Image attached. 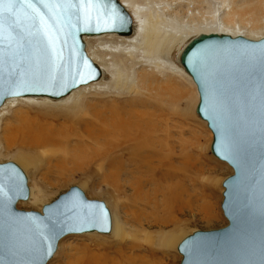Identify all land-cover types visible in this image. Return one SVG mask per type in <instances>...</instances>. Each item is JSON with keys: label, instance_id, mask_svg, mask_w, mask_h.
Listing matches in <instances>:
<instances>
[{"label": "water", "instance_id": "water-1", "mask_svg": "<svg viewBox=\"0 0 264 264\" xmlns=\"http://www.w3.org/2000/svg\"><path fill=\"white\" fill-rule=\"evenodd\" d=\"M29 7V11L20 9L18 13L24 21L20 25L21 34L14 33L7 25L4 27L0 41L4 49V96L0 98V108L11 97L60 99L98 81L102 69L89 55L85 37L108 33L128 36L134 31L133 15L121 0L119 8L116 4L105 7L96 0L79 4L46 0L42 6ZM4 8L7 11L8 6ZM117 11L128 23L123 30L104 31L110 27L109 20ZM81 25L99 30L80 32ZM180 62L198 86L200 101L196 111L213 133L211 151L234 170L223 183L222 209L228 225L197 230L186 236L179 244L180 264H264V215L261 214L264 205L261 195L264 190V37L202 33L184 48ZM37 77L42 84L30 85ZM233 153L237 154L239 167ZM0 171L6 177L3 195L7 206L0 216L6 264H13L15 259L8 247L25 237L35 240L37 247L30 255L23 254L24 259L38 261L46 243L40 233L48 236L53 228L48 220L49 209L57 208L75 193L84 201L99 205L94 211L103 214V222L95 229L89 225V230L61 233L47 241L53 251L44 257L43 264L49 263L61 240L68 235L111 233L112 215L106 203L88 198L79 186L71 187L55 201L45 204L42 211L24 210L18 208V203L30 197L26 173L13 161L0 163ZM9 176L19 178L20 191L12 190Z\"/></svg>", "mask_w": 264, "mask_h": 264}, {"label": "rangeland", "instance_id": "rangeland-1", "mask_svg": "<svg viewBox=\"0 0 264 264\" xmlns=\"http://www.w3.org/2000/svg\"><path fill=\"white\" fill-rule=\"evenodd\" d=\"M124 1L130 6L139 5L145 14L151 8L150 3L161 11L166 5L172 3V0ZM188 1L189 0H187V2ZM199 1H201V5L189 1L190 4L187 2H180L174 5L173 8H170V10H176L177 7V10L172 12L169 16L170 25L166 29L174 38L177 37V39L171 38V52L168 55L162 53L159 60H157L158 62L160 61V63L164 62L162 65L156 67L152 62L149 63L145 60L146 58L148 59V57H146L144 52L138 51L139 59L142 62L136 66L135 75L140 82L142 79L146 80L147 85H145V87L144 85L140 86L137 91L135 90L136 92L121 89L116 86L113 81L115 76L111 72H108L106 79L103 78L101 82H99L102 87L82 88V90L80 89L79 91L85 95L82 96L86 100L85 104H93L95 101H101L98 103L103 105V111H107V113L104 112V117H114L112 110L115 111L116 108L118 112H122V110H125V103L130 101H133V103L137 105L133 113L135 114L140 110L139 108H141L138 106L139 103L146 106L144 103H148L150 98L153 99L148 90V87L153 81L149 78V74L153 70L159 77H165L167 73H174L177 75L180 81L179 87L183 86L187 88L190 96L195 101L192 112L193 118L191 117L188 119V126L193 128L191 140L194 145V150H192V152L195 159H193V162L196 164L191 172L194 180L191 187L192 202L194 205H197V207H194L195 209H188L182 215L170 208L165 210V203H163V198L165 197L161 192L157 197L158 208L152 209L148 204V200L151 201V199H153L151 195L148 196L144 193L136 194L130 188L126 189L121 186L126 183L125 176L123 178V175H121L120 178L117 179L118 182H113V173L115 171L113 164L120 161V157L124 158V160H128V158L117 154L119 150H111V147L109 149V146H106L104 140L99 141L98 144L79 145L83 147L77 148L78 145H75L73 142L75 141V137H73L74 140H72V143L68 145L66 150L69 152L68 157H73V160L67 159L66 161H57L60 154H56L55 156H51L50 153L44 155L41 151H31L22 148L19 143L23 140H27L25 131L19 128V126H21L19 119L23 115L22 112L28 110H42L41 112H45L47 110L45 114H50V117H47V119L49 122L53 123L55 128H60V123L65 122V116L58 109L50 107L51 105L40 106L33 102L21 100L1 111L0 163L8 161L17 163L28 177L30 198L32 193L39 198L38 201H34L30 198L27 201H21L18 204V208L42 211L45 204L55 201L71 187L79 186L88 198L104 201L111 211L113 218V230L111 233L68 235L61 240L57 253L48 264H85L94 253L104 254L107 256V259L108 256H110V259L116 256L118 260H121V263L116 260L113 262L112 259L113 264H125V259L118 253H122L126 256L128 252L127 246L130 243L134 245L137 243L140 245L142 254L145 255L143 264H180L182 255L178 251V246L186 236L197 230H212L228 225V219L222 209V202L224 199L223 193L225 190L223 183L227 177L234 173V170L227 162L221 161L213 155L211 151L213 133L208 127V124L196 113V106L200 101L197 86L193 82L191 76L185 72L179 61L180 53L196 35L204 32H215V30H224L223 26L217 25V21L214 18L215 14H219L218 11L216 13L215 11L222 5L224 0ZM235 1L238 2L235 6L248 10L249 15L245 16L248 22H250L252 18H255L250 24H247L246 20L243 21L237 18V22L241 24L242 32H239L240 35H245V37L252 39L264 37V0ZM231 2H233V0H231ZM173 3L175 4L176 2ZM199 11L201 13H199ZM163 14L162 12V15ZM176 15L178 16L177 19H175ZM256 21H259V27L253 28V26H255L253 22ZM241 22H243V24ZM191 26H193V28H191ZM86 45L87 51L89 50L99 63L102 62L101 57L106 59L110 64L111 70H114L111 63L119 64L120 60L126 57L123 52L125 53L127 50L135 49L133 43L125 42L118 35L89 37L86 39ZM127 64L130 65V62H127ZM139 74H143L144 77H139ZM180 106L182 109L183 104H180ZM52 112L56 113L54 114ZM82 112H84V110ZM66 124L69 125V122ZM195 133H197L200 138L199 142H194L196 139ZM18 135L19 137L16 138ZM20 136L22 137L20 138ZM7 146L12 147L8 148ZM93 149L99 150L100 152L94 159L90 158ZM19 151L25 156H30L32 158V160L28 162L23 160L26 166L20 162L21 158L17 154ZM143 169L146 170L144 167ZM156 176V179H161L159 173H157ZM148 179L150 180L151 178ZM138 182L140 181L138 180ZM148 186H150V184H147L145 190H147ZM203 205L204 208L202 209ZM139 216L143 217L145 220L147 218L157 223L151 226L143 225ZM170 219H173L172 221L176 220L174 226L173 223L172 226H170ZM117 222L118 225L123 222L127 224V233L130 235L129 237H125L124 240L121 238L118 239V237L114 235ZM166 222H168L169 226H164ZM174 227L175 229H173ZM170 230L174 233L171 242L168 241L169 235L167 234ZM147 232L149 235L146 234ZM145 234L147 236H145ZM117 241H119V243ZM103 260L106 259L104 258Z\"/></svg>", "mask_w": 264, "mask_h": 264}, {"label": "bare ground", "instance_id": "bare-ground-1", "mask_svg": "<svg viewBox=\"0 0 264 264\" xmlns=\"http://www.w3.org/2000/svg\"><path fill=\"white\" fill-rule=\"evenodd\" d=\"M121 1L133 15V33L128 36L119 35L117 33L98 35H118L125 42L133 43L135 45L134 50H127L125 53L123 52L126 57L122 58L119 64L111 63L114 70L110 69V64L106 59L99 56L102 60V62L99 63L96 57H94L88 50L89 55L102 69V77L98 81L83 85L78 88L79 90L76 89L77 91L74 90L69 95L60 99H53L47 96L11 97L7 99L5 104L0 108V114L5 108L21 100L33 102L40 106L51 105L50 107L58 109L65 116V122L60 123V128H55L53 123L49 122L47 119V117H50V114H45L47 113V110L45 112H41L42 110H28L22 112L23 115L19 119L21 122L19 128L23 129L27 135V140H23L19 143L22 148L31 151H41L44 155L49 153L51 156L60 154L57 161H66L67 159L73 160V157H68L69 152L66 151L68 145L72 143V140L75 139L73 142L75 145H78L77 148L83 147L79 145L98 144L99 141L104 140L106 146H109V149L111 147V150H119V152L117 151L118 153L116 152L117 154L128 158V160H124V158L119 156L120 161L113 164L115 168L112 179L113 182H118L117 179H119L121 175H123V178L125 176L126 183L120 185L126 189L130 188L136 194L144 193L148 196L151 195L153 199H151V201L148 200V204L152 209L158 208L157 197L161 192L165 197L163 198L165 210L170 208L182 215L186 210H193L192 208L197 207V205H194L192 202L193 197L191 194V187L194 181L191 172L194 166H196L193 162V159H195L192 152V150H194V145L191 140L193 128L188 126V119L191 117L193 118L192 112L195 101L190 96L187 88L183 86L179 87L180 81L177 75L174 73H167L165 77H159V75L154 73L153 70L149 74V78L153 81L148 87L153 99L150 98L148 103H144L146 106L139 103L138 106L141 108H139L140 110L135 114L133 113L135 112V107L137 105L134 104L133 101H130L125 103L126 107L122 112H118L116 108L115 111L112 110L114 117H104L103 114L104 112L107 113V111H103V105L98 103L101 101H95L93 104H85L86 100L82 97L85 95L79 92L82 88L102 87L99 82H101L103 78L106 79L108 72H111L115 76L113 81L119 88L129 91H137L140 86L144 85L145 87V85H147L145 79H142L140 82L135 75L136 66L142 62L139 59L138 51H143L146 57H148V59L146 58L145 60L149 63L152 62L156 67H159L164 63L157 61L159 60L160 55L162 53L168 55L171 52V38H174V36H172L166 28L170 25L169 16L172 12L177 10V7L176 10H170V8H173L174 5L180 2H187V0H172V3L166 5L162 11L150 3L151 8L146 14L143 13V9L139 5L130 6L126 1ZM189 1L201 5V1L199 0ZM189 1L187 2L188 4H190ZM173 2L176 3L174 4ZM236 3L238 2L235 0H233V2H231V0H224L222 5L215 11V13L218 11L219 14H215L214 18L217 21V25L223 26V31L215 30V32L204 33H226L233 36L240 35L242 32L241 24L237 22V18L243 21L246 20L247 24H250L255 18H252L251 21L248 22L247 17H245L249 15L248 10L235 6ZM200 11L199 13H201ZM162 12L164 13L163 15ZM177 18L178 16L176 15L175 19ZM241 23L243 24V22ZM253 24L255 25L253 28L259 27V21L253 22ZM191 28H193V26H191ZM87 38L89 37L86 36L85 41ZM174 39L176 40L177 37ZM127 62H130V65H128ZM185 72L187 73L186 70ZM138 76L141 78L144 77L143 74H139ZM191 78L193 79L192 76ZM193 82L196 84L194 79ZM180 104H183L182 109L180 108ZM83 110L84 112H82ZM52 113L55 114L56 112ZM67 122H69V125L66 124ZM205 122L208 124L207 121ZM195 134L196 139L194 142H199L200 138L197 133ZM18 137L19 135L16 138ZM21 137L22 136H20V138ZM73 137L75 138L73 139ZM7 147L11 148L12 146ZM99 153V150L93 149L90 158L94 159ZM17 154L21 158L20 162L25 166L26 163H24L23 160H25V162L32 160L30 156H25L20 151L17 152ZM143 167L146 170H144ZM157 173H159L161 177V179H159L160 181L156 179ZM148 178L151 179L149 180ZM138 180L140 182H138ZM147 184H150V186L145 190ZM30 199L38 201L39 198L32 193ZM203 208L204 205L202 206V209ZM139 219L143 225L151 226L154 225V223H157L151 219L146 218L145 220L141 216H139ZM172 220L169 221L171 224L170 226H172V223L173 226L176 223V220ZM126 225L127 224L124 222L118 225L117 222L114 235L117 236L118 239L121 238L124 240L125 237H129L130 234L127 233ZM164 226H169L168 222H166ZM173 229H175V227ZM146 234L149 235L148 232ZM146 234L145 236H147ZM167 234L169 235L168 241L171 242L174 233L170 230ZM117 242L119 243V241ZM127 249L128 252L126 256L122 253H118L125 259V264H143L145 255L142 254L139 244L136 243L134 245L130 243L128 244ZM113 257V262L116 260L121 263V260H118L116 256ZM104 258L106 260H103ZM112 259H110V256H108L107 259V256L104 254L94 253L85 264H113Z\"/></svg>", "mask_w": 264, "mask_h": 264}, {"label": "snow or ice", "instance_id": "snow-or-ice-1", "mask_svg": "<svg viewBox=\"0 0 264 264\" xmlns=\"http://www.w3.org/2000/svg\"><path fill=\"white\" fill-rule=\"evenodd\" d=\"M46 0H0V41L3 40V31L5 25L8 26L16 34H21L22 29L20 27L23 24V20L19 19L18 13L20 9L29 11L31 5L42 6ZM67 3H83L84 0H65ZM87 2H92V0H87ZM96 2L103 3L105 7L111 4H116L119 8V0H96ZM4 5H7V11H5ZM128 23V20L123 15H120L117 11V14L109 20L110 27L103 29L104 31L112 30H123L125 25ZM99 29H93L91 27H84L81 25L78 28L80 32L94 31ZM64 42H67L65 38ZM3 64H4V49L2 44H0V98L4 96L3 91ZM79 78V73H77V79ZM75 84V81H73ZM30 85L42 84V81L37 77L29 82ZM264 92V89H262ZM55 95V93H54ZM234 159H236L237 166L239 167V159L236 153H233ZM7 180L11 182L12 190L20 191L22 185L19 183V178L16 176H9ZM6 183V177L2 171H0V216L3 215V211L7 206L6 198L3 195V188ZM264 197V190L261 193ZM99 208V205H94L84 201L79 193L73 194V196L60 204L57 208L49 209L48 220L52 223L53 228L49 230V235L44 236L43 233H40L42 240H45V246L42 250L41 255L38 258V261L32 259H24L23 254H31L35 251L37 244L36 241L31 237H25L21 240L16 241L11 247H8L9 254L14 257L13 264H43L44 257L49 255L53 251L52 245L47 243L56 239L61 233L72 234L80 231L89 230L88 226L91 225L92 229L96 228L97 224L103 222V214H97L94 209ZM261 214L264 215V205H262ZM47 227V225H43ZM103 230V229H101ZM5 244L0 238V264H6L3 252L5 250Z\"/></svg>", "mask_w": 264, "mask_h": 264}]
</instances>
